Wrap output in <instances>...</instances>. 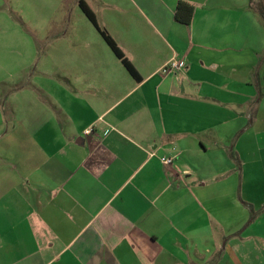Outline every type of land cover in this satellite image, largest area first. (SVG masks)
Segmentation results:
<instances>
[{"label":"crops","instance_id":"1","mask_svg":"<svg viewBox=\"0 0 264 264\" xmlns=\"http://www.w3.org/2000/svg\"><path fill=\"white\" fill-rule=\"evenodd\" d=\"M91 1L141 81L105 42L0 103V264H264V0Z\"/></svg>","mask_w":264,"mask_h":264},{"label":"rangeland","instance_id":"2","mask_svg":"<svg viewBox=\"0 0 264 264\" xmlns=\"http://www.w3.org/2000/svg\"><path fill=\"white\" fill-rule=\"evenodd\" d=\"M79 1L0 0V103L5 111L16 89L39 88L35 84L44 77L43 63L89 62L98 55L97 45L106 44ZM84 1L91 8L92 1Z\"/></svg>","mask_w":264,"mask_h":264},{"label":"trees","instance_id":"3","mask_svg":"<svg viewBox=\"0 0 264 264\" xmlns=\"http://www.w3.org/2000/svg\"><path fill=\"white\" fill-rule=\"evenodd\" d=\"M251 3H252V0H251ZM79 6L82 9V11L85 13V15L88 17V19L91 21V23L94 25V27L100 32L101 36L103 37L107 45L111 48V50L116 55V57L123 63V65L128 70V72L131 74V76L136 81L140 82L141 77L139 76V73L133 67L131 62L126 58V56L121 51L117 43L113 40V38L106 31L100 28L98 21H97L96 14L90 8V6L84 0L79 1ZM256 10L264 21L263 6L261 4H257ZM193 16H194L193 6L189 5L186 2H180L176 10V15H175L176 21L182 24L190 25L193 21ZM250 213H251V218H250L249 223H251L257 217V213L253 210V208H250Z\"/></svg>","mask_w":264,"mask_h":264},{"label":"built area","instance_id":"4","mask_svg":"<svg viewBox=\"0 0 264 264\" xmlns=\"http://www.w3.org/2000/svg\"><path fill=\"white\" fill-rule=\"evenodd\" d=\"M179 68V64L177 61H172L170 62L165 68H164V72H168L169 70H175ZM162 161L165 163V164H171L172 161L170 159H166V158H163Z\"/></svg>","mask_w":264,"mask_h":264}]
</instances>
